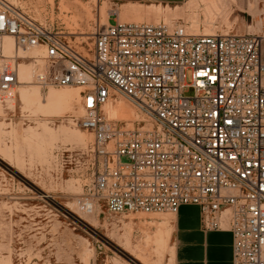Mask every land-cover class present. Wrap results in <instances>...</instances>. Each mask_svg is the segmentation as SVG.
<instances>
[{
	"label": "built area",
	"instance_id": "1",
	"mask_svg": "<svg viewBox=\"0 0 264 264\" xmlns=\"http://www.w3.org/2000/svg\"><path fill=\"white\" fill-rule=\"evenodd\" d=\"M6 36L44 54L43 87L83 89L78 125L94 135L89 213L96 205L172 214L197 205L205 231H231L234 264H264V36L117 22L96 26L92 45L80 51L0 0L2 101L19 85ZM116 93L151 123L131 129L107 118L103 107Z\"/></svg>",
	"mask_w": 264,
	"mask_h": 264
},
{
	"label": "rangeland",
	"instance_id": "2",
	"mask_svg": "<svg viewBox=\"0 0 264 264\" xmlns=\"http://www.w3.org/2000/svg\"><path fill=\"white\" fill-rule=\"evenodd\" d=\"M6 1L60 32L78 50L84 48L81 51L92 45V38L88 37H92L96 26L107 24L103 14L113 13L103 0ZM223 1L221 6L228 8L230 3ZM193 8L191 16L183 10L161 11L155 22L172 27L182 24L198 32L201 24L214 26L215 22L221 25L226 21L222 11L216 8L218 14L210 18L212 24L207 17L203 22L199 5ZM111 22L116 23L115 16ZM33 50L37 51L17 47L18 56L14 57L18 72L22 65L36 70L33 84L20 79L14 98L0 99V264H174L170 245V222L174 214L111 213L97 205L93 213L85 209L88 189L95 178L94 135L78 125L83 115L82 97L76 101L74 110H68L39 105L35 100L25 102L18 92L19 88H34L40 94L39 99L44 100L51 91H78L81 95L83 89L43 87L39 73L44 72L47 61L43 54L39 55L45 65L41 70L39 58L27 57ZM192 81V73L187 71L185 82ZM193 93L192 88H186V96ZM113 98L128 109L109 117L105 110L109 101L103 107L107 118L131 129L151 123L122 95L116 93ZM160 235L164 239H159ZM137 258H143L144 263Z\"/></svg>",
	"mask_w": 264,
	"mask_h": 264
},
{
	"label": "crops",
	"instance_id": "3",
	"mask_svg": "<svg viewBox=\"0 0 264 264\" xmlns=\"http://www.w3.org/2000/svg\"><path fill=\"white\" fill-rule=\"evenodd\" d=\"M222 1L103 0V3L113 9L112 15L109 16L108 14L109 24H112V16H115L116 23H154L157 14L160 12L158 10L166 11L168 7L172 11L179 8L177 11L183 10L186 15L191 16L194 15L195 11L193 7L198 4L200 7L198 12L203 22L204 18L208 17V21L211 23L210 18L212 15L218 14L216 13L217 9L222 11V16L226 19L221 25L218 22H215L214 26L201 24L198 33L210 34L214 31L215 33L259 34L264 36V0H226L231 6L228 8L221 6L224 5ZM262 57L264 60V42ZM170 227V245L174 264H234L231 231H205L201 225V211L197 205H183L178 213L174 214Z\"/></svg>",
	"mask_w": 264,
	"mask_h": 264
},
{
	"label": "bare ground",
	"instance_id": "4",
	"mask_svg": "<svg viewBox=\"0 0 264 264\" xmlns=\"http://www.w3.org/2000/svg\"><path fill=\"white\" fill-rule=\"evenodd\" d=\"M213 2V1H212ZM214 3V2H213ZM214 5V4H213ZM212 5V6H213ZM90 6V5H89ZM161 6V5H160ZM168 7V6H167ZM190 7V6H189ZM91 8V7H90ZM161 8V7H160ZM159 8V9H160ZM172 9V8H171ZM177 9H179V8H177ZM176 9V10H177ZM184 9V8H183ZM105 9H103V11H104ZM158 10V9H157ZM168 10H170L169 9V7H168ZM91 11V10H90ZM106 11V10H105ZM158 11H162V9L161 10H158ZM172 11V10H171ZM170 11V12H171ZM88 12V11H87ZM93 12V11H92ZM115 12V11H114ZM153 12V11H152ZM166 12H168L167 10H166ZM170 12H168V13H170ZM210 12V11H209ZM104 13V12H103ZM154 13V12H153ZM158 13V12H157ZM89 14V13H88ZM108 14H109V12H107V13H104L103 15H104V20L107 22V24H108ZM156 15V14H155ZM206 16V15H205ZM90 17V16H89ZM95 17V16H94ZM215 17V16H214ZM216 18V17H215ZM96 19V18H95ZM207 19H208V17H207ZM206 19V20H207ZM89 20H91V19H89ZM212 21V20H211ZM212 24V23H211ZM198 33V32H197ZM87 34V33H86ZM88 34H90V32L88 33ZM93 33H91V35H92ZM209 34V33H208ZM89 38H92V37H88V39ZM4 44H5V55H6V57H10V58H14V57H17L18 56V54H17V47H16V45H15V40H14V38L13 37H11V36H6L5 38H4ZM81 50H84V48H82L81 47ZM80 50V51H81ZM28 51V50H27ZM26 51V52H27ZM25 53V52H24ZM41 54H43L42 52H38V51H35V50H33V52H32V54L30 55H26L27 57H30V58H39V61L41 62V65H40V68H41V70L44 68V63H43V60H42V58L43 57H39V55H41ZM44 55V54H43ZM25 56V57H26ZM20 57V56H19ZM22 57V56H21ZM46 68V67H45ZM41 70H40V72H41ZM37 72H36V70H34V69H30L28 66H25V65H22L21 66V68H20V70H19V72H18V74H19V84H20V79H21V81H23V82H27V83H29V84H33V81H32V76L33 75H35ZM39 74H42V73H39ZM37 78H38V76H37ZM19 86V85H18ZM76 89V88H75ZM74 89V90H75ZM18 92H19V95H20V97H21V99L23 100V101H25V102H28V101H33V100H35L39 105H48V106H50V107H56V108H61V107H65V108H67L68 110H74V107H75V104H76V101H78V99H80L81 98V95L79 94V92L78 91H74V92H66V93H60V92H56V91H51L48 95H47V98L46 99H42V100H40L39 98H40V94H39V92L36 90V89H34V88H28V89H26V88H19L18 89ZM15 101V100H14ZM110 101V102H109ZM109 104L107 105V107H106V114H107V116H109V117H113L114 115H116V113H119V112H126V110L128 109V106L126 105V104H123L122 102H120V101H118L117 99H114L113 97L111 98V99H109ZM79 102H80V100H79ZM107 102V103H108ZM106 103V104H107ZM105 104V105H106ZM104 105V106H105ZM60 115V114H59ZM115 117V116H114ZM37 135V134H36ZM44 136V137H43ZM43 136H40V138L41 137H43V139H47V137H46V134H43ZM85 139V138H84ZM32 140V139H31ZM2 154V153H1ZM4 159V158H3ZM66 207V206H65ZM91 220V219H90ZM89 222H91L92 223V221H89ZM95 222V221H94ZM95 224V223H94ZM96 225H97V222H96ZM167 231V230H166ZM164 232V231H163ZM168 234H170L169 233V231H168ZM171 235V234H170ZM156 236V235H155ZM161 237L159 238V239H161L162 238V235H160ZM167 236H169V235H167ZM171 237V236H170ZM162 239H164V238H162ZM168 239V238H167ZM152 240H154V239H152ZM122 241V240H121ZM169 241V240H168ZM167 241V242H168ZM128 242V241H127ZM130 242H131V240H130ZM163 242V241H162ZM120 244V243H119ZM122 244H125L124 242L122 243ZM128 244H129V242H128ZM124 246V245H123ZM128 246H131V245H128ZM127 246V248H129ZM162 246V245H161ZM159 247H160V245H159ZM167 247V246H166ZM139 248V247H138ZM137 248V249H138ZM148 248V247H147ZM142 249V248H141ZM162 249V248H161ZM126 250V249H125ZM140 250V249H139ZM143 250V249H142ZM141 251V250H140ZM148 251V250H147ZM160 251V250H159ZM158 251V252H159ZM162 251V250H161ZM144 252V251H143ZM146 252V251H145ZM139 254V253H138ZM138 254H136V255H138ZM133 256V255H132ZM145 257V259H146V256H144ZM137 259H139L142 263H144L143 261H142V259H140V258H137ZM146 261V260H145ZM149 261V260H148ZM145 264V263H144Z\"/></svg>",
	"mask_w": 264,
	"mask_h": 264
}]
</instances>
